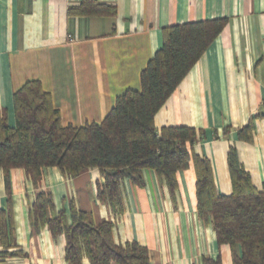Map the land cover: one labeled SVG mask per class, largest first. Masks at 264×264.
<instances>
[{"label": "crops", "instance_id": "1", "mask_svg": "<svg viewBox=\"0 0 264 264\" xmlns=\"http://www.w3.org/2000/svg\"><path fill=\"white\" fill-rule=\"evenodd\" d=\"M82 1L0 0V110L7 124H15L13 92L32 80L50 94L62 125L98 124L117 96L140 89L139 75L160 49L163 28L226 18L222 32L156 113L154 125L203 132L188 149L209 161L217 195L231 194L230 148L252 186L264 191V120L253 119L264 102V0H93L113 7L115 16H69L68 9ZM251 119V141H239L237 131ZM7 175L8 188L0 172V211L12 215L7 251L21 257L0 264H69L64 238L32 226L38 191L49 192L54 209L67 216L72 203L94 224L109 223L114 244L145 248L149 264H201L218 257L230 264L228 247L218 246L211 226L196 215L191 163L176 174L174 196L153 171L142 172L140 188L123 180L118 212L97 199L102 178L95 169L73 179L46 169L38 190L22 170ZM4 250L0 244V253Z\"/></svg>", "mask_w": 264, "mask_h": 264}, {"label": "trees", "instance_id": "2", "mask_svg": "<svg viewBox=\"0 0 264 264\" xmlns=\"http://www.w3.org/2000/svg\"><path fill=\"white\" fill-rule=\"evenodd\" d=\"M71 17H114L113 7L83 0L68 9ZM226 18L172 25L162 29V45L139 75V90H125L98 123L81 127L62 125L51 96L39 81L24 83L12 94L15 124L10 127L0 110V172L8 188V171L22 170L38 190L44 170L56 168L69 179L86 170H97L102 184L96 197L114 211H122L120 185L128 180L143 186L142 172H155L170 194L177 190L176 174L193 166L196 215L210 225L218 246H227L230 264H264V191H257L238 162L236 151L227 153L231 194L216 193L211 165L193 155L203 132L189 127H162L154 116L222 32ZM264 120V102L253 119ZM253 119L237 131V139L250 142ZM32 226L46 227L65 240L64 260L80 264H149L145 248L132 242L114 244L111 225L94 224L90 216L71 203L69 213L54 209L51 194L38 191L31 206ZM12 215L0 211V259L21 257L12 246ZM201 264H222L220 258H203Z\"/></svg>", "mask_w": 264, "mask_h": 264}]
</instances>
